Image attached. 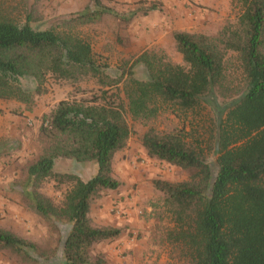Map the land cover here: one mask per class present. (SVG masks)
<instances>
[{"label":"trees","instance_id":"trees-1","mask_svg":"<svg viewBox=\"0 0 264 264\" xmlns=\"http://www.w3.org/2000/svg\"><path fill=\"white\" fill-rule=\"evenodd\" d=\"M235 2L236 20L216 34L171 32L185 65L144 50L113 74L81 27L106 13L130 22L138 12L158 9L156 4L138 1L125 15L102 0H89L83 10L45 28L32 25L29 17L23 22L0 18L1 100L30 110L46 92L49 77L96 84L76 87L81 96L61 99L42 115L46 143L26 166L31 188L24 195L32 209L50 223L69 225L62 264H109L101 256L92 261L90 250L122 230L92 225L91 203L121 185L112 161L128 145V115L147 124L164 114L175 122L167 130L148 128L141 143L149 158L189 173L187 180L152 181L169 221L164 233L169 254L182 264H264V0ZM204 115L212 121L205 136L193 125ZM57 158L94 161L96 172L88 180L55 172ZM47 179L61 192L58 204L38 190ZM36 248L0 228V251L33 260L30 252Z\"/></svg>","mask_w":264,"mask_h":264},{"label":"rangeland","instance_id":"rangeland-1","mask_svg":"<svg viewBox=\"0 0 264 264\" xmlns=\"http://www.w3.org/2000/svg\"><path fill=\"white\" fill-rule=\"evenodd\" d=\"M144 1L146 6L156 4L158 9L143 15L138 12L130 21L104 14L96 22L81 27L83 35L91 42L102 61L109 64V73L132 64L144 50L164 54L172 62L185 65L176 51L171 31L180 30L176 21H188L190 32L216 34L226 22H234L240 8L235 0H183L182 12L166 5L167 0H102L120 14H129ZM89 0H0V18L17 21L30 18L39 28L59 24L62 18L81 11ZM169 4V3H168ZM172 11V12H170ZM189 11V13H188ZM200 11L202 19L196 18ZM179 13L181 15H179ZM181 26V25H180ZM187 30V29H186ZM119 70V69H118ZM134 72L142 77L135 65ZM46 92L36 97L30 110L16 101L0 99V228L34 242L37 248L31 251L33 260L22 258L8 251H0V264H62V244L69 225L61 221H50L35 213L24 190L30 189L26 166L37 157L46 143L40 133L42 115L48 113L59 100L81 96L76 87H96L94 82L72 83L57 81L49 77L45 82ZM88 94V93H87ZM204 115L203 121H193L194 127L204 136L211 127ZM166 114L144 124L133 121L128 115L131 135L125 149L116 152L112 161L113 175L121 181L117 189L104 190L96 196L90 209V220L94 226L121 228L119 237L96 243L90 250L91 260L103 257L109 264H182L165 242L164 233L169 225L165 217L162 194L153 186V179L169 181L187 180L188 171L149 158L141 143L142 135L153 127L167 130L175 121L165 120ZM171 116H168L170 118ZM190 121L186 125L190 127ZM53 170L60 173H75L88 180L96 172L94 161L76 162L73 159L57 158ZM149 176L146 179L143 177ZM39 192L58 204L62 195L53 187L52 179L44 181Z\"/></svg>","mask_w":264,"mask_h":264},{"label":"crops","instance_id":"crops-1","mask_svg":"<svg viewBox=\"0 0 264 264\" xmlns=\"http://www.w3.org/2000/svg\"><path fill=\"white\" fill-rule=\"evenodd\" d=\"M168 1V3L166 2L165 4L166 5H170V6H174L175 4V7H174V10L173 11H176L177 12V8L178 9H180V11L182 12L181 14H182V16L185 14H187L186 12H184L180 7H181V2L183 1V0H175V4H174V2L172 3V1L173 0H167ZM170 12H172V11H170ZM188 13H189V11H188ZM180 13H179V15H181ZM202 16H203V14L200 12V11H198L197 12V16H196V18L198 19V20H200V19H202ZM184 22H183V24H181L180 23V21H176L177 23H179L178 24V26H179V29L180 30H183V31H188V29H189V27H190V24H189V22L188 21H191V19L190 18H187V17H184ZM181 25V26H180ZM187 29V30H186ZM173 31V30H172ZM171 31V32H172ZM190 32V31H189ZM116 154V153H115ZM78 176L82 179L83 177H82V175H80V174H78ZM147 177H149V176H145V177H143V179H146Z\"/></svg>","mask_w":264,"mask_h":264}]
</instances>
